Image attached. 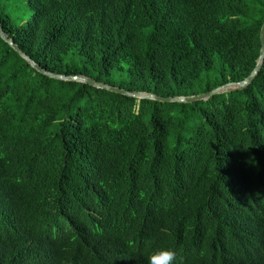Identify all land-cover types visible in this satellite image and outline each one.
I'll list each match as a JSON object with an SVG mask.
<instances>
[{
  "label": "trees",
  "instance_id": "1",
  "mask_svg": "<svg viewBox=\"0 0 264 264\" xmlns=\"http://www.w3.org/2000/svg\"><path fill=\"white\" fill-rule=\"evenodd\" d=\"M264 0H0L43 70L131 93L245 80ZM264 264V61L161 102L37 71L0 35V264Z\"/></svg>",
  "mask_w": 264,
  "mask_h": 264
},
{
  "label": "water",
  "instance_id": "2",
  "mask_svg": "<svg viewBox=\"0 0 264 264\" xmlns=\"http://www.w3.org/2000/svg\"><path fill=\"white\" fill-rule=\"evenodd\" d=\"M0 35H1L2 39L5 42H7L11 47H13V49L15 51H17L22 58L27 60L37 71H39L41 73H44V74H47L50 77H53V78H56V79H61V80L81 81V82H85L87 84L93 85L95 87L107 89V90H110V91H113V92H116V93H121L123 95L134 96V97L141 98V99L148 98V99L157 100V101H161V102H193V101H196V100H202V99H206L208 97H211L214 94L222 92L224 89H228V88H231V87L242 88V87L246 86L247 84H249L253 80L254 76L256 75L258 70L261 68V65H262V63L264 61V22H263L261 30H260V42H261L260 56L258 58L256 67L254 68V70L251 72V74L245 80L240 81L238 83H227L224 86L217 87V88L213 89L210 92L203 93V94H200V95H194V96H189V97H162V96H156V95H153V94H146V93H131V92H128L126 90H123V89H120V88H117V87H112V86L106 85L104 83H98L96 81L91 80L90 78H86V77H82V76L65 77V76H62V75H56V74L49 73V72L43 70L40 66H38L29 57H27L18 48V46L12 42V40L8 39V37L4 34L1 26H0Z\"/></svg>",
  "mask_w": 264,
  "mask_h": 264
},
{
  "label": "clouds",
  "instance_id": "3",
  "mask_svg": "<svg viewBox=\"0 0 264 264\" xmlns=\"http://www.w3.org/2000/svg\"><path fill=\"white\" fill-rule=\"evenodd\" d=\"M166 258L169 260V264H174V261H175V253L170 251L168 253V256Z\"/></svg>",
  "mask_w": 264,
  "mask_h": 264
},
{
  "label": "rangeland",
  "instance_id": "4",
  "mask_svg": "<svg viewBox=\"0 0 264 264\" xmlns=\"http://www.w3.org/2000/svg\"><path fill=\"white\" fill-rule=\"evenodd\" d=\"M234 89V87L228 88V89H224L222 92L227 91V90H231Z\"/></svg>",
  "mask_w": 264,
  "mask_h": 264
}]
</instances>
